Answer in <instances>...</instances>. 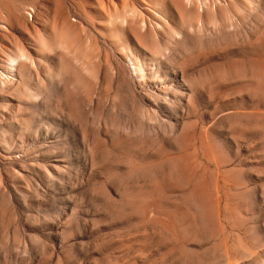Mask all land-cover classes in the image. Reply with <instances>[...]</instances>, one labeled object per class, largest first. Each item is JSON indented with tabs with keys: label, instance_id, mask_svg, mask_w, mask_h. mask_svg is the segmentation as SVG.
<instances>
[{
	"label": "rangeland",
	"instance_id": "obj_1",
	"mask_svg": "<svg viewBox=\"0 0 264 264\" xmlns=\"http://www.w3.org/2000/svg\"><path fill=\"white\" fill-rule=\"evenodd\" d=\"M0 264H264V0H0Z\"/></svg>",
	"mask_w": 264,
	"mask_h": 264
}]
</instances>
